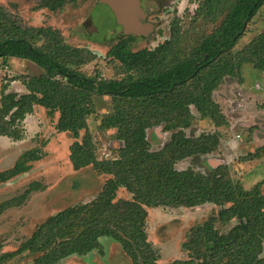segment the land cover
<instances>
[{"label": "trees", "instance_id": "1", "mask_svg": "<svg viewBox=\"0 0 264 264\" xmlns=\"http://www.w3.org/2000/svg\"><path fill=\"white\" fill-rule=\"evenodd\" d=\"M76 1L41 0L40 8L60 13ZM263 5L264 0H198L195 19L216 24L195 46L182 48L177 18L170 23L169 37L153 48L133 50L132 44L142 36H123L105 54L116 63L120 76L105 78L85 68L97 54L71 46L51 26L24 25L0 3V60L4 64L9 59L27 60L42 69L36 76L13 78L25 87L24 93L8 91L7 82L1 84L0 137L22 139L23 120L40 106L51 116L58 113L56 130L74 139L69 146L72 168L91 167L108 176L94 199L47 217L18 249L4 252L0 243V264L26 252L39 254L34 264H57L99 250L102 238L119 244L131 264H155L158 253L145 231L147 208L206 204L219 209L190 228L182 243L186 259L164 264H264V182L246 189L222 166L204 172L195 166H175L216 150L217 132L188 136L186 129L192 125L193 111L217 128L225 123L213 97L224 78L236 76L244 63L264 74V33L235 51ZM99 96H108L112 104L99 128L114 130L120 143L114 156L100 159L87 123ZM156 127L170 137L160 149L151 150L147 130ZM41 156L37 148L22 152L11 167L0 171V183L29 171ZM43 189L33 181L4 205H21L30 193ZM121 189L131 198H117Z\"/></svg>", "mask_w": 264, "mask_h": 264}, {"label": "rangeland", "instance_id": "2", "mask_svg": "<svg viewBox=\"0 0 264 264\" xmlns=\"http://www.w3.org/2000/svg\"><path fill=\"white\" fill-rule=\"evenodd\" d=\"M98 0H77L68 3L62 12L52 13L40 8L41 0H0L12 14L29 27L51 26L58 29L65 41L74 47H86L97 54V59L85 68L97 70L105 78L119 77L116 63L105 54L119 38L126 36L115 21L111 10ZM198 0H142L147 12L145 22L153 27L151 32L139 37L133 50L153 48L170 35V23L179 22V35L183 49L195 46L199 38L210 33L216 22L195 19ZM264 33V5L246 27V32L235 46L241 50L256 35ZM42 69L30 61L0 60V87L9 85L8 91L26 92L25 87L13 80L20 75H39ZM225 115V123L215 127L194 113L192 125L186 129L188 136L217 132L219 143L211 154L184 159L175 166L184 169L195 166L210 171L214 166L225 167L226 173L239 180L248 189L264 182V74L251 63H244L236 76H226L213 94ZM112 104L108 96L95 98V111L88 117V130L96 146L97 157L110 158L120 143L114 130L99 128L101 118ZM58 113L49 115L46 109L35 106L22 122L24 136L20 140L0 137V171L11 167L24 151L37 148L42 152L39 160L31 163L29 171L0 183V243L2 251L11 252L20 246L47 217L73 205L94 199L103 188L108 176L97 174L91 167L74 170L69 161V146L73 138L55 128ZM83 131L80 133V138ZM170 133L161 127L147 130L151 150L160 149L168 141ZM79 138V140H80ZM40 182L44 189L30 193L18 206H6V202L21 195L31 182ZM264 192V183L262 185ZM117 198L130 199L124 189ZM218 207L206 204L194 208H147L145 231L147 240L158 253L155 264L176 259H186L182 243L187 240L190 228L215 215ZM224 230L220 224L216 225ZM101 248L85 256H72L57 264H131L119 244L102 238ZM39 254L26 252L4 264H34Z\"/></svg>", "mask_w": 264, "mask_h": 264}, {"label": "water", "instance_id": "3", "mask_svg": "<svg viewBox=\"0 0 264 264\" xmlns=\"http://www.w3.org/2000/svg\"><path fill=\"white\" fill-rule=\"evenodd\" d=\"M97 3L111 10L125 35L143 36L151 32L153 26L144 21L147 12L142 7V0H98Z\"/></svg>", "mask_w": 264, "mask_h": 264}]
</instances>
